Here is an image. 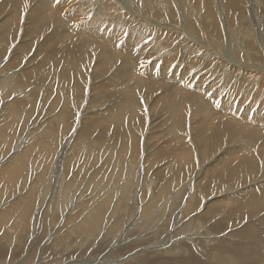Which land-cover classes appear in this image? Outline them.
Listing matches in <instances>:
<instances>
[{"label":"rangeland","instance_id":"1","mask_svg":"<svg viewBox=\"0 0 264 264\" xmlns=\"http://www.w3.org/2000/svg\"><path fill=\"white\" fill-rule=\"evenodd\" d=\"M120 1L0 0V264H264V0Z\"/></svg>","mask_w":264,"mask_h":264},{"label":"bare ground","instance_id":"2","mask_svg":"<svg viewBox=\"0 0 264 264\" xmlns=\"http://www.w3.org/2000/svg\"><path fill=\"white\" fill-rule=\"evenodd\" d=\"M20 1V0H19ZM34 1V0H33ZM52 1V0H51ZM54 1V0H53ZM117 1H120V0H117ZM232 2H233V0H231ZM5 2H8V1H5ZM14 3H15V1H13ZM12 2V3H13ZM56 2V1H55ZM121 2V1H120ZM196 2H199L198 0H194L193 1V3H196ZM51 3H53V2H51ZM20 4V3H19ZM13 5V4H12ZM158 5V4H157ZM14 6V5H13ZM44 7V6H43ZM221 7V6H220ZM7 8V7H6ZM49 9L51 8V7H48ZM35 9V8H34ZM56 9V8H55ZM54 8H53V10H55ZM64 9V8H63ZM66 9V8H65ZM175 9V8H174ZM40 10V9H39ZM156 10V9H155ZM41 11H42V9H41ZM50 11H52V9L50 10ZM43 12H44V10H43ZM49 12V11H48ZM62 12V11H61ZM65 12H66V10H65ZM156 13V12H155ZM145 14V13H144ZM158 14V13H157ZM47 15H50V13L48 14L47 13ZM51 15H52V13H51ZM32 16V15H31ZM54 16H56V15H54ZM58 16V15H57ZM65 16H66V14H65ZM68 16V15H67ZM71 16V15H70ZM34 16H32L31 18H33ZM36 17V16H35ZM78 17V16H77ZM144 17H145V15H144ZM34 19V18H33ZM47 19V18H46ZM45 19V20H46ZM30 20V19H29ZM28 20V21H29ZM53 20V19H52ZM61 20V19H60ZM59 20V21H60ZM31 21V20H30ZM40 22H42L41 20H40ZM61 22V21H60ZM75 22V21H74ZM145 22V21H144ZM34 23V22H33ZM43 23V22H42ZM41 23V24H42ZM50 23V22H49ZM57 23V22H56ZM55 23V24H56ZM242 23V22H241ZM45 24V23H44ZM83 24V23H82ZM48 25V24H47ZM53 25V24H52ZM77 25V24H76ZM79 25V24H78ZM246 25V24H245ZM49 26V25H48ZM247 27V26H246ZM246 29V28H245ZM231 30V29H230ZM243 31V30H242ZM246 34H247V32H246ZM123 35V34H122ZM112 37V36H111ZM122 37V36H121ZM126 38V37H125ZM112 39V38H111ZM120 40V39H119ZM116 44V43H115ZM112 45V44H111ZM196 45V44H195ZM116 46V45H115ZM114 51V50H113ZM218 54V53H217ZM122 55H123V53H122ZM121 57V56H120ZM222 58V57H221ZM223 59V58H222ZM239 62V61H238ZM234 63V62H233ZM241 62H239V64H240ZM243 63V62H242ZM249 63V62H248ZM231 64V63H230ZM251 64V63H250ZM233 65V64H232ZM241 65H243V66H245L244 64H241ZM241 65H240V67H241ZM253 65V64H252ZM256 65V64H255ZM255 65H254V67H255ZM250 66V65H249ZM239 67V68H240ZM246 68V67H245ZM166 72H167V70H166ZM167 75V74H166ZM165 76V75H164ZM157 78H159V77H157ZM165 78V77H164ZM171 79V78H170ZM174 79V78H173ZM148 80V79H147ZM169 83H170V81H169ZM169 83H167V84H169ZM165 84V83H164ZM166 84V85H167ZM177 84V83H176ZM143 86V85H142ZM173 86V85H172ZM177 87V86H176ZM150 88V87H149ZM174 88V87H173ZM6 89V88H5ZM148 89V88H147ZM181 89V88H180ZM179 89V90H180ZM189 90V89H188ZM198 90V89H197ZM177 91V90H176ZM194 91V90H193ZM200 93V92H199ZM196 94V93H195ZM193 95V94H192ZM177 96V95H176ZM198 96V95H197ZM207 102H209V101H207ZM209 104V103H208ZM208 106V105H207ZM210 106V105H209ZM210 110H211V108H210ZM214 112V111H213ZM223 115H224V113H223ZM216 118H217V115H216ZM61 119H62V117H61ZM1 129V128H0ZM4 129V128H3ZM3 131V130H2ZM1 131V132H2ZM31 133V132H30ZM33 145V144H32ZM16 148V147H15ZM262 195V194H261ZM263 195H264V193H263ZM94 198V197H93ZM105 199H106V197H104ZM95 200H97V199H95ZM102 200V199H101ZM90 201V200H89ZM245 202H247V201H245ZM213 204V203H212ZM246 207H249V204H248V202H247V205H246ZM211 208V207H210ZM232 213H233V211H232ZM235 214H237V213H235ZM236 216V215H235ZM237 217V216H236ZM262 228H264V223H259V224H257L256 225V231H260ZM253 243H255V244H257L258 243V241H253V242H251V244H253ZM258 245V244H257ZM206 247V246H205ZM207 256V255H206ZM257 254H255L254 256H252V255H250L249 253H248V255L245 257V259H248L249 260V264H258V262H257ZM234 258V257H233ZM203 259H204V261H205V263H207L208 262V259L212 262V263H214V264H221V261L223 260V256H216L214 253H210V252H208V256H207V258H205V257H203Z\"/></svg>","mask_w":264,"mask_h":264}]
</instances>
